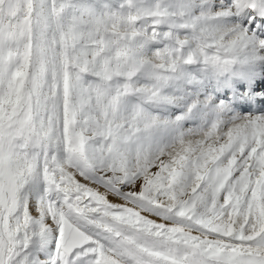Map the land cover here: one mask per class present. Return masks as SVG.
<instances>
[{
	"label": "snow or ice",
	"instance_id": "snow-or-ice-1",
	"mask_svg": "<svg viewBox=\"0 0 264 264\" xmlns=\"http://www.w3.org/2000/svg\"><path fill=\"white\" fill-rule=\"evenodd\" d=\"M0 264H264V0H0Z\"/></svg>",
	"mask_w": 264,
	"mask_h": 264
}]
</instances>
